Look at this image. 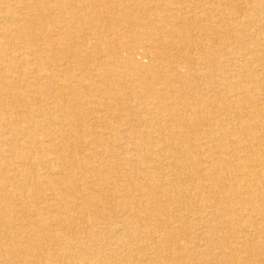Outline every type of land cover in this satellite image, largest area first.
I'll return each instance as SVG.
<instances>
[{
	"label": "bare ground",
	"instance_id": "1",
	"mask_svg": "<svg viewBox=\"0 0 264 264\" xmlns=\"http://www.w3.org/2000/svg\"><path fill=\"white\" fill-rule=\"evenodd\" d=\"M0 264H264V0H0Z\"/></svg>",
	"mask_w": 264,
	"mask_h": 264
}]
</instances>
